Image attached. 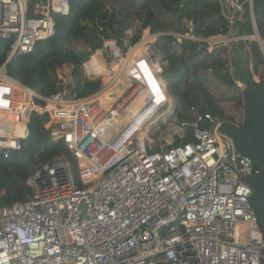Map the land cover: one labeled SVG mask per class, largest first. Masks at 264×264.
Wrapping results in <instances>:
<instances>
[{
    "label": "built area",
    "instance_id": "obj_1",
    "mask_svg": "<svg viewBox=\"0 0 264 264\" xmlns=\"http://www.w3.org/2000/svg\"><path fill=\"white\" fill-rule=\"evenodd\" d=\"M39 1L27 17L29 0H0V41L12 42L7 59L31 53L37 41L53 35L52 14L68 11L69 0ZM213 1L225 18V35H195L192 18L183 21L184 32L164 35L176 43H205L208 51L227 47L233 77L230 48L254 40V3ZM245 13L252 35L237 32ZM148 29L139 48L105 40L83 63V76L100 81L88 97L68 90L42 96L0 67L3 158L28 138L30 114L46 113L45 129L76 166L75 178L63 158L43 164L29 178L32 195L0 208V264H264L253 190L245 183L259 170L235 152L221 132L223 119L190 108L193 116L183 128L190 129L191 141L183 133L176 145L146 146L148 128L169 122L174 103L163 78L165 60L153 59L144 46L157 37ZM113 90L114 101L106 107L100 97Z\"/></svg>",
    "mask_w": 264,
    "mask_h": 264
},
{
    "label": "trees",
    "instance_id": "obj_2",
    "mask_svg": "<svg viewBox=\"0 0 264 264\" xmlns=\"http://www.w3.org/2000/svg\"><path fill=\"white\" fill-rule=\"evenodd\" d=\"M127 1L69 0L66 14H52L53 35L37 41L31 53L15 54L5 65V75L42 96H51L68 90L84 98L99 90L100 81L83 76L81 69L83 63L100 49L103 41L121 42L125 33L132 27V17L139 21L140 29L150 28L152 33L165 31L169 27L182 33L183 21L187 18L195 20V35L199 37L208 38L227 33L226 21L221 14L220 6L213 0H159L161 11L158 12L150 5V0H140L132 14L124 13L112 4L106 7L107 3H122L126 7ZM32 3H35V0H29L27 17L33 16ZM253 3L257 30L264 41V0H253ZM236 26L239 27V33L253 34L248 13L237 21ZM139 40L140 32L130 39V43L134 45ZM75 41L84 44V48L73 47ZM11 43L10 40L0 41V67L7 60ZM246 45L249 49L246 71L251 76L250 67L257 73L258 68L264 65V58L254 41L247 42ZM240 46L233 44L231 48L234 51ZM157 50L169 63L168 68L163 71V78L171 82L173 94L183 108L211 112L222 119L223 111L218 108L205 83L208 71L219 84L235 87V76L232 77L227 71L228 48L216 45L208 51L205 43L187 40L176 43L171 36H163L157 44ZM64 67H71L69 77L62 74ZM182 83L185 84L183 89ZM255 86L264 92L263 79ZM188 120L184 119V122ZM47 121L46 113H31L28 122L29 136L22 142L21 149L7 159L0 154V208L30 197L32 188L28 180L32 172L56 158L65 159L76 178V166L72 155L60 140H53L49 136L45 129ZM228 123L231 121L223 120V125ZM246 125L247 122L244 121L240 126ZM191 140V135H186L185 141ZM179 142L177 139L173 144ZM255 168L259 170L257 166Z\"/></svg>",
    "mask_w": 264,
    "mask_h": 264
},
{
    "label": "water",
    "instance_id": "obj_3",
    "mask_svg": "<svg viewBox=\"0 0 264 264\" xmlns=\"http://www.w3.org/2000/svg\"><path fill=\"white\" fill-rule=\"evenodd\" d=\"M254 38L253 41L264 58V41L261 39L256 25ZM13 56L6 60L4 67ZM248 56V50L244 46L235 48L233 53L234 72L238 83L242 86L244 119L247 125L237 126L228 123L222 127L221 132L232 141L235 152L248 157L252 164L259 168L258 175L246 177L245 183L253 190L250 199L264 237V92L255 86L254 78L249 76L246 71ZM161 61L164 62V58H161ZM104 63L106 65V60ZM167 91L174 100L169 116L172 121H175L180 103L174 99L170 84L167 85Z\"/></svg>",
    "mask_w": 264,
    "mask_h": 264
},
{
    "label": "rangeland",
    "instance_id": "obj_4",
    "mask_svg": "<svg viewBox=\"0 0 264 264\" xmlns=\"http://www.w3.org/2000/svg\"><path fill=\"white\" fill-rule=\"evenodd\" d=\"M139 1L140 0H128L125 3L126 7H124L122 5V3H107L106 7H110L112 4L116 9H118L124 13L128 12V13L132 14L134 7H138ZM32 4H34V3H32ZM150 5L153 7V9L156 12L161 11V8L159 5V0H150ZM33 7H31L32 11H33ZM147 30H149V29H145V28L140 29L139 21L136 20V18L132 17V27L125 33V36L122 38V41L125 40V41L130 42V39L134 35H136L140 32V40L133 47L138 46L139 43H141L143 41V39L146 38L144 36H145V33L147 34ZM175 32H177V31L171 27L167 28L165 31L156 32V34H157L156 39H154L153 41L149 40L150 42L146 43L144 45L145 47L147 45L149 46V49L151 51L153 59H156L157 57L163 58L162 54L157 50V44H158L160 38L165 36L164 35L165 33H175ZM2 46H4V45H1V47ZM242 46L246 47L248 52H249V49H248V46L246 45V43L241 44L240 47H242ZM73 47H75L77 49H82V48H84V44H82L80 41H75L73 43ZM230 49L232 50L231 54H233L234 53L233 49L232 48H230ZM157 52H159V53H157ZM168 66H169V63L166 61L165 70L168 68ZM70 71H71V67H64L62 69V74L65 77H69ZM206 73L208 75V78H207V81L205 83V87H207L208 91L211 93L214 100L216 102H218V104H222V105L226 104L227 106H230L226 109H223L224 113H223L222 119L223 120L224 119L225 120H231V121H232V119L234 121L238 120L239 124L242 125L243 122H242L241 115L244 114L243 113L244 110H243L242 86L237 83L238 81L236 79L235 87H227L225 85L219 84V82L213 77L212 73H209L208 71ZM250 74L254 78L256 84L260 83L262 79L264 80V65H262L258 68L257 73H254L252 71V68L250 67ZM169 83L171 84L170 81H169ZM184 87H185V84L182 83L181 88L183 89ZM112 92H114V90ZM174 97H175V95H174ZM174 99L176 101H178L176 99V97ZM179 103H180V109H179L178 115L181 114L183 116L180 117L177 115V118L175 121H171V119H170V121L168 122V119H167V120H165V122L160 121L157 124L153 125L152 127L148 128V131L146 132L147 136H148V141L146 143V146L150 150L163 149L169 145H172L177 139L180 140L183 133H186L187 135H191L190 129L188 127L183 128V125H184V119L185 120L191 119L193 116V112L190 111L189 107L183 108V105L181 104L180 101H179ZM232 110H234V111L230 112ZM240 111H241V113H240ZM235 112L236 113L239 112L241 115H239L237 117L236 115H234ZM227 113H230V114H227ZM28 183L30 184V179L28 180Z\"/></svg>",
    "mask_w": 264,
    "mask_h": 264
},
{
    "label": "bare ground",
    "instance_id": "obj_5",
    "mask_svg": "<svg viewBox=\"0 0 264 264\" xmlns=\"http://www.w3.org/2000/svg\"><path fill=\"white\" fill-rule=\"evenodd\" d=\"M147 32H148V30H147ZM146 36V35H145ZM153 38H151L150 40H152ZM255 39V38H254ZM145 41H146V39L144 38L143 39V41L139 44V45H142V44H144L145 43ZM139 47V46H138ZM142 51H146V48H144V50H142ZM136 53H137V50H136ZM241 85V84H240ZM115 95H116V90L114 91V92H110V93H108V94H105V95H103V96H101L100 97V102H102V104L104 105V106H106V107H108L109 105H111V103L114 101V97H115ZM119 108L121 107V104L118 106ZM117 107V108H118ZM113 114V113H112ZM129 116H130V114L128 115V117L127 118H129ZM111 121H109V123H110ZM109 157V155H107L106 156V158H108ZM105 158V159H106Z\"/></svg>",
    "mask_w": 264,
    "mask_h": 264
},
{
    "label": "crops",
    "instance_id": "obj_6",
    "mask_svg": "<svg viewBox=\"0 0 264 264\" xmlns=\"http://www.w3.org/2000/svg\"><path fill=\"white\" fill-rule=\"evenodd\" d=\"M38 2H40L39 0H37V3ZM42 2V1H41ZM239 28V27H238ZM239 30V29H238ZM238 33L240 32V31H237ZM145 37V36H144ZM143 50V49H142ZM141 50V51H142ZM157 53H159V52H157ZM160 58V57H159ZM165 64H166V61H165ZM101 68V67H100ZM97 71H99L98 69H96ZM115 91V90H114ZM217 104H218V102H216ZM228 107H230V106H227L226 104L224 105H222V104H218V108L220 109V110H222L223 111V109H226V108H228ZM234 110H232V111H230V112H233ZM239 111V110H238ZM224 113V112H223ZM239 112H235L234 113V115H236L237 117L239 116V115H241L240 113H241V111H240V113L238 114ZM227 114H230V113H227ZM232 114V113H231ZM241 118H242V122H244V114H242L241 115ZM225 120V119H224ZM231 121V120H230ZM231 123L232 124H234V125H237V126H240V124H239V121L238 120H236V121H234L233 119H232V121H231Z\"/></svg>",
    "mask_w": 264,
    "mask_h": 264
}]
</instances>
